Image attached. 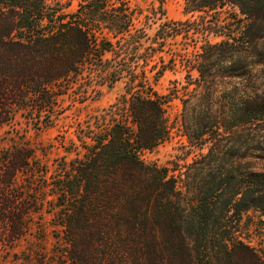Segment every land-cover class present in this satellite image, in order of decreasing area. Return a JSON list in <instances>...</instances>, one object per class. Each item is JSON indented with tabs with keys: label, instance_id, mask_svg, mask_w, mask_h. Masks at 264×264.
<instances>
[{
	"label": "trees",
	"instance_id": "1",
	"mask_svg": "<svg viewBox=\"0 0 264 264\" xmlns=\"http://www.w3.org/2000/svg\"><path fill=\"white\" fill-rule=\"evenodd\" d=\"M184 1L188 14L240 17L223 41L178 55L170 40L220 20L165 19L149 37L129 0H0V137L19 117L53 125L80 79L127 78L52 168L27 144L0 146V249L13 264H264V0ZM153 62L155 80L179 62L190 82L197 72L195 88L160 94ZM173 100L183 135L207 151L160 167L142 154L171 137Z\"/></svg>",
	"mask_w": 264,
	"mask_h": 264
},
{
	"label": "rangeland",
	"instance_id": "2",
	"mask_svg": "<svg viewBox=\"0 0 264 264\" xmlns=\"http://www.w3.org/2000/svg\"><path fill=\"white\" fill-rule=\"evenodd\" d=\"M51 3H67L71 2V6L66 10H75L80 0H48ZM129 5L135 11L137 16V25L144 27L149 37H154L160 23L165 20L172 21H196L199 25L205 21L206 23L211 21L220 20L219 26L212 25V32L200 30L194 34L191 33L189 39H183L178 37L174 40H170L165 50L168 53H174L181 55L186 49L189 53L195 54L199 47L204 45L206 41L211 43H218L225 38L221 33H227L222 27L232 26L236 24L231 19V13L239 16L237 10L226 9L222 11L220 16L209 14H188L186 12V4L184 0H166L163 5V13L159 10L160 3L154 0H129ZM152 8H156L157 15L152 14ZM149 17V18H148ZM205 18V19H204ZM237 25V24H236ZM149 43H145L148 46ZM166 58H169V54H164ZM110 57V55H108ZM153 63L146 67L147 75L155 88L162 95L175 93L177 91L183 95L186 88L192 91L196 86L194 79L198 78L197 72L192 73L193 80L190 82L188 75V69L180 62L176 67L167 69L166 72L155 80L156 71H151ZM140 69V68H139ZM189 82L192 85H189ZM229 83L233 86L236 80L227 79L223 82ZM127 78L125 75L120 81L113 85L102 84L96 75H93L91 80L86 78L80 79L79 84L75 88V92L72 90L65 94L61 99L62 113L58 116L53 125L49 127H37L31 121H27L23 118H18L17 121L11 125L4 126L1 129L0 146L2 148H9L13 145L27 144L37 150L39 158L47 164L50 168L53 167V163L59 157L66 155L64 146L69 145L70 139L77 142L76 130L78 123L85 124V121L92 115L103 113L113 105L122 95L126 94ZM182 110V104L179 100H173L169 106V113L172 121H174V129L171 137L157 147L153 151H146L142 154V158L145 162L150 164H156L160 167H173L174 163L185 164L191 162L201 152H206L207 149H200L199 147L192 146L187 138L183 135L181 124L177 123L176 118L180 115ZM62 143V144H61ZM64 145V146H63ZM74 154H72L73 157ZM48 227V233L51 232V227ZM35 241L33 237H28L26 241L22 243L19 251H23L30 247ZM52 236L49 235V245H51ZM7 252L0 249V264H13L9 261Z\"/></svg>",
	"mask_w": 264,
	"mask_h": 264
}]
</instances>
